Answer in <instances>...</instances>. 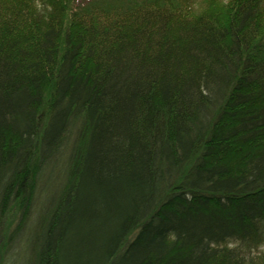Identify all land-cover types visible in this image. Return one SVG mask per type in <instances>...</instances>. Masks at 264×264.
I'll list each match as a JSON object with an SVG mask.
<instances>
[{
	"label": "trees",
	"instance_id": "1",
	"mask_svg": "<svg viewBox=\"0 0 264 264\" xmlns=\"http://www.w3.org/2000/svg\"><path fill=\"white\" fill-rule=\"evenodd\" d=\"M264 264V0H0V264Z\"/></svg>",
	"mask_w": 264,
	"mask_h": 264
},
{
	"label": "rangeland",
	"instance_id": "2",
	"mask_svg": "<svg viewBox=\"0 0 264 264\" xmlns=\"http://www.w3.org/2000/svg\"><path fill=\"white\" fill-rule=\"evenodd\" d=\"M21 257L23 258V249L21 248V245L19 243V246L14 251V255L12 257L15 261V263H13V264H19L21 262V259H22ZM8 264H12V262H9Z\"/></svg>",
	"mask_w": 264,
	"mask_h": 264
}]
</instances>
